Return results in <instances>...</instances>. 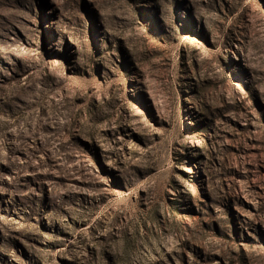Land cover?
I'll return each mask as SVG.
<instances>
[{"label":"rangeland","instance_id":"1","mask_svg":"<svg viewBox=\"0 0 264 264\" xmlns=\"http://www.w3.org/2000/svg\"><path fill=\"white\" fill-rule=\"evenodd\" d=\"M0 264H264V0H0Z\"/></svg>","mask_w":264,"mask_h":264}]
</instances>
